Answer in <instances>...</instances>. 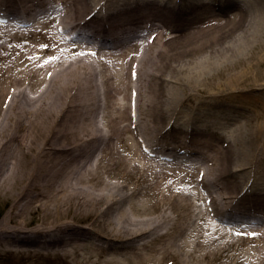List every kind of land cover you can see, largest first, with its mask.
I'll list each match as a JSON object with an SVG mask.
<instances>
[{
  "label": "bare ground",
  "instance_id": "6f19581e",
  "mask_svg": "<svg viewBox=\"0 0 264 264\" xmlns=\"http://www.w3.org/2000/svg\"><path fill=\"white\" fill-rule=\"evenodd\" d=\"M20 1L34 14L49 15L54 7ZM68 1L60 19H42L51 29L39 35V53L16 36L15 26L0 33V194L12 198L0 217V243L8 239L83 260L82 245L91 249L90 264H208L207 256L217 259L226 249L224 264H264V178L248 189L253 208L217 210L211 182L192 158L199 151L186 155L185 147L171 143L180 116L167 119L165 111L167 93L196 116L215 102H261L254 90L263 89L264 80L234 58L259 45L263 56L264 9L248 19L246 8L235 17L214 12V6L230 11L232 0ZM18 10L1 7L0 19L10 16L7 25L24 33L35 18L25 21L31 12ZM152 29L159 44L140 55L150 41H128ZM74 38L90 41L71 56L68 39ZM214 67L230 71L218 72L221 78L211 84ZM136 108L154 113L143 121ZM218 118L214 113L204 123L214 128ZM150 133L156 139L146 137ZM218 139L193 140L215 150ZM223 145L211 168L226 179L222 191L243 194L244 180L230 168L231 142ZM30 213L38 216L34 223ZM219 216L232 222L236 235L217 222ZM195 253L197 263L191 261Z\"/></svg>",
  "mask_w": 264,
  "mask_h": 264
},
{
  "label": "rangeland",
  "instance_id": "374dc122",
  "mask_svg": "<svg viewBox=\"0 0 264 264\" xmlns=\"http://www.w3.org/2000/svg\"><path fill=\"white\" fill-rule=\"evenodd\" d=\"M0 1H1L0 9L1 7L13 6L16 9H19L18 11L26 13V15L28 12H31V14H28L29 16L27 15L24 17L25 21H28L29 17L35 18L33 19V21H31L32 22L31 25L28 27V30L24 33L17 32L19 29V27H16L17 24L7 25L6 23L7 21L13 20L8 18L10 16L7 17L4 16L7 20L6 19L4 20V17L3 20L0 19V33H4V34L9 33L11 31L9 27L12 28L15 26L16 36L21 38L24 41L25 45L28 47V49L34 53L40 52L38 41L42 38H40L39 35L41 33H44V31L51 29L50 26H45L41 24V22L43 21L42 19H49L48 23H50V21L54 22V20L60 19L66 12V9H68L69 4L72 3L69 2L68 0H44L45 3H49V2L54 3V7L51 10V13L49 15L48 14L45 15V14H39L41 11H38V13L34 14L33 13L34 10L32 9L33 6L31 5L26 6L25 3L20 0H0ZM44 1H42V3ZM200 1L211 2L212 0H200ZM209 2L207 3V5L203 7H210L211 4H209ZM232 2L233 3L231 5L230 11L227 10L226 12H222L220 11L218 6H214L215 8L214 12L221 17H226V16L235 17L240 14L239 12L241 11V9L246 8V11H250V15H248V19H254L256 17L255 16L256 13L258 12L257 9L259 10L261 9V7L262 9H264V0H236V1L232 0ZM236 2L239 4L237 5ZM40 4L41 2L39 3V5ZM37 8L38 6L36 7V9ZM34 24L35 27L37 28L35 32L32 31V25ZM157 30L158 29H152V31L146 30L145 33H143L144 35L143 37L136 38L135 35L130 37L128 42L132 44L147 38L146 41H150L149 45L144 49H141L139 51V54L149 55V52L154 51L153 48L154 49L157 48L159 44ZM67 32L69 31L67 30ZM89 41L90 40H80L75 38L70 40L68 39L71 48V50L69 51L70 55L71 56L74 55L76 52L75 50L78 49L82 50L83 48L82 45L88 46L89 44L87 42ZM46 45H48V43H46ZM104 48H106V46L103 47L97 46L95 49L97 51L100 50L103 51ZM261 49L262 48L260 45L248 47L247 49L243 50L242 54H239V57L234 58L235 60L242 58L243 63L246 64L248 69L253 70V72H251L253 78H256L260 81L264 80V74H263L264 54L262 57H259L261 55L260 54V52L262 51ZM234 53L237 54V51H234ZM256 57L261 60L260 66H256L254 64L255 62H257V60L255 59ZM237 67L238 66H236V68ZM232 69L233 68H231V70ZM226 71H230V69L228 70L223 67L211 68L209 72V76L207 77L208 83L212 84L214 82H217V80L221 78L217 73L224 72L223 73L224 75ZM167 76L168 74L166 75V77ZM145 88L146 87L144 86L142 97L144 101H148L147 97L149 96V92L148 90L146 91ZM178 92H179V88H178ZM254 92L260 94L261 99L259 100H261V102L258 101L257 104L251 107L246 100L236 101L232 103L215 102L205 107L203 112H201V109L204 107L201 104L200 109H197L202 114V115L200 114V116L187 113L188 110L190 109L192 110L191 106L188 103L184 102L182 105L177 104L178 100H175V97L173 95L169 93H167L166 95L165 111H166L167 119L170 113H174V114L176 113V115L178 114L180 116L178 118L180 119V122H176L175 125L172 126V130H170L171 137L169 139L170 141H172L171 143L177 145V147L180 149L185 147L186 155L190 154L191 156L192 152L188 150L194 149L195 151L196 150L199 151L196 152V155L192 158L194 161L196 160V164L199 167H201V169H203L204 174L206 175L205 176L206 179L211 182L210 188L212 189L213 194L216 195L217 197L215 201L217 204V210L218 208H222L223 211L227 214H233L232 211L239 210L240 208H248V207L253 208L252 204H249L247 202V199L251 197L248 189L252 190L253 188L252 183L254 184L257 182L261 183V181L264 178V162L262 161V153L264 154V87L261 90H254ZM249 93H250L249 91L246 92V94ZM158 111L159 110H156L155 113ZM136 113H139L140 117L144 121L154 112H152L151 114L148 113L147 115L146 109H144L143 112H141L140 109L136 108ZM214 113L220 116V118H218L220 124L214 128L210 126L208 127L204 122H209L208 118H212V115ZM166 127L168 128V125H166ZM209 135L219 136L218 141H215L214 144L215 150H213L208 144L204 142H202V144L199 146H196L194 144L193 139H200L201 137L204 138ZM146 137L148 138L151 137V139H156L157 135L150 133ZM184 138H188V140H184ZM227 139H229V141L231 142V148H232L231 166H230L231 171L236 173L237 178H239L241 181L244 180L243 181L244 189H246L247 187V190L243 194L240 193V191L236 195L226 191L227 193L230 194L228 195L226 192L222 191L221 187L226 183V179L224 177L219 176L218 172L212 170L211 168L212 166L211 161L212 159L214 160L215 158L214 152L219 149L225 151L223 141ZM154 142L160 143L158 140H154ZM25 160L29 161L30 157L25 156ZM217 161L220 164V160ZM102 162L103 160L101 161V163ZM110 181H113V178H110ZM11 201L12 198L10 196L0 194V217L8 208ZM242 215L246 216V214L244 213L243 214L241 213V216ZM27 219H31V223H34L35 220H38V216L30 213L28 214ZM217 222L223 226H226L227 229L231 230L234 233V235H236L235 234L236 232L231 227L232 222L224 221L220 218V216L219 219L217 218ZM194 223L195 226H192L193 228H195L198 225V221H195ZM237 223H233V224H237ZM30 248H34V247L24 244H18L8 239L5 240L4 242L0 243V264H90V260L88 259L87 255L91 252V249L85 248L82 245L78 249L81 255L84 257L83 260H81V256L78 254H70V253L50 254L48 253L49 251L45 249L39 248L32 250ZM228 249L230 250V248ZM226 250L224 251V253L219 255L217 259H213L214 257L210 258L209 256H207L205 261L208 262V264H224L228 256L227 254L228 252ZM196 252H201V250H196ZM194 255L195 257L192 258L191 261L193 263H197L199 261L198 254L195 253Z\"/></svg>",
  "mask_w": 264,
  "mask_h": 264
}]
</instances>
